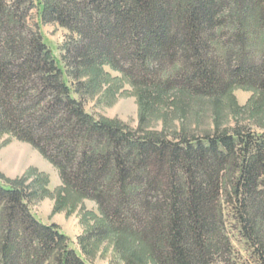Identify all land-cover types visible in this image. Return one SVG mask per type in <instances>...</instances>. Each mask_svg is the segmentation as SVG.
<instances>
[{"label":"trees","instance_id":"obj_1","mask_svg":"<svg viewBox=\"0 0 264 264\" xmlns=\"http://www.w3.org/2000/svg\"><path fill=\"white\" fill-rule=\"evenodd\" d=\"M39 22L64 29L61 68ZM103 67L143 105L173 90L264 94V0H0V136L32 146L101 221L80 241L126 238L154 264H234L227 219L264 264V133L177 142L85 111ZM31 196L0 176V264H87Z\"/></svg>","mask_w":264,"mask_h":264},{"label":"rangeland","instance_id":"obj_2","mask_svg":"<svg viewBox=\"0 0 264 264\" xmlns=\"http://www.w3.org/2000/svg\"><path fill=\"white\" fill-rule=\"evenodd\" d=\"M35 4L39 0H33ZM38 24L45 44L62 67L63 44L68 33L56 25L39 22L38 9L30 14ZM80 95L85 111L98 120L118 122L140 136H155L177 142L217 134L264 133V94L233 87L218 97H196L173 90L160 102L143 105L139 89L120 73L103 67L82 80ZM0 176L30 194L29 208L42 223L54 224L69 238L71 247L87 264H154L136 243L122 237L83 245L81 239L97 227L101 216L95 202L79 199L63 186L59 172L32 146L9 136H0ZM234 264H257L250 248L227 219Z\"/></svg>","mask_w":264,"mask_h":264}]
</instances>
